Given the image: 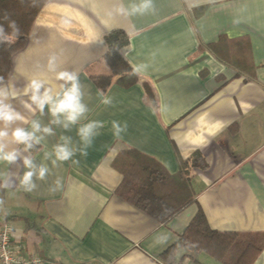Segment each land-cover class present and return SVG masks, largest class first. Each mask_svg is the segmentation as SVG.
Listing matches in <instances>:
<instances>
[{
    "label": "crops",
    "instance_id": "obj_1",
    "mask_svg": "<svg viewBox=\"0 0 264 264\" xmlns=\"http://www.w3.org/2000/svg\"><path fill=\"white\" fill-rule=\"evenodd\" d=\"M116 3L48 0L15 55L7 83L21 93L12 103L26 119L48 123L47 115L24 107L22 89L34 77L55 86L47 71L55 56L61 68L80 74L89 107L81 122L104 127L86 155L77 152L53 168L32 192L9 179L22 174V162L0 164L8 184L0 189V228L8 220L19 253L39 255L40 264H166L162 252L199 209L216 230L264 232V0H154V12L135 16L116 13ZM111 30L128 35L132 68L144 67L136 83L117 81L103 91L93 76L110 71ZM114 120L127 125L120 137ZM61 134L78 143L75 128L56 127L32 150L37 162ZM125 149L152 156L171 174L199 154L190 172L194 202L162 223L122 197L123 174L113 161ZM57 179L61 187L51 191ZM203 254L181 250L178 264L221 263ZM253 264H264V249Z\"/></svg>",
    "mask_w": 264,
    "mask_h": 264
},
{
    "label": "trees",
    "instance_id": "obj_2",
    "mask_svg": "<svg viewBox=\"0 0 264 264\" xmlns=\"http://www.w3.org/2000/svg\"><path fill=\"white\" fill-rule=\"evenodd\" d=\"M48 0H0V23L6 30L5 13L15 20L20 32L15 43L0 44V77L7 82L12 74L14 57L26 45L36 17ZM108 73L93 76L94 82L107 91L113 82L130 86L138 76L125 57L130 44L128 35L111 30L105 36ZM199 154L181 161V168L171 174L157 159L135 149L120 151L113 161L123 174L118 193L133 205L162 223L168 222L194 202L196 192L192 183L191 168L197 166ZM0 183L2 181L0 180ZM2 187H0L1 189ZM264 249V232L220 231L212 228L205 213L199 209L187 224L177 242L166 248L161 257L168 264L178 263L181 250L204 252L222 264H253Z\"/></svg>",
    "mask_w": 264,
    "mask_h": 264
},
{
    "label": "clouds",
    "instance_id": "obj_3",
    "mask_svg": "<svg viewBox=\"0 0 264 264\" xmlns=\"http://www.w3.org/2000/svg\"><path fill=\"white\" fill-rule=\"evenodd\" d=\"M114 10L125 16L145 15L154 12L155 5L154 0H133L130 6H125L122 0H117ZM3 20L7 22L10 31L0 23V44L11 45L18 38L20 29L8 13L4 14ZM143 67L136 66L133 72L138 73ZM47 71L53 74L55 86L47 79L34 77L23 87L22 95L27 97L23 101L24 107L33 115L37 112L41 117L47 115L48 123H42L39 119H26L12 103L21 93L16 91L14 83L4 82L0 77V164H17L20 167L18 162H22V174L13 173L9 179L14 185L12 177H15L17 184L26 192L34 191L38 187L37 181H45L52 174L53 168L72 160L77 152L86 155L99 129L104 127L99 120L81 122L87 119L89 107L84 102V85L78 72L61 68L55 56L49 58ZM101 103L111 105L112 100L101 96ZM56 127L63 129L64 133L75 128L78 143H73L72 136L61 134L50 150L43 151L42 159L37 162L31 154L32 150L48 137L54 136ZM111 128L113 135L120 137L127 125L114 120ZM0 187H8V184L0 183ZM60 187L61 182L57 179L50 190L56 191Z\"/></svg>",
    "mask_w": 264,
    "mask_h": 264
},
{
    "label": "built area",
    "instance_id": "obj_4",
    "mask_svg": "<svg viewBox=\"0 0 264 264\" xmlns=\"http://www.w3.org/2000/svg\"><path fill=\"white\" fill-rule=\"evenodd\" d=\"M18 247L13 240L12 225L5 220L0 228V264H40L42 262L41 257L35 253L22 255Z\"/></svg>",
    "mask_w": 264,
    "mask_h": 264
},
{
    "label": "rangeland",
    "instance_id": "obj_5",
    "mask_svg": "<svg viewBox=\"0 0 264 264\" xmlns=\"http://www.w3.org/2000/svg\"><path fill=\"white\" fill-rule=\"evenodd\" d=\"M203 256L211 260V262H216L211 256L207 255L206 253H204ZM215 264H221V263L216 262Z\"/></svg>",
    "mask_w": 264,
    "mask_h": 264
}]
</instances>
